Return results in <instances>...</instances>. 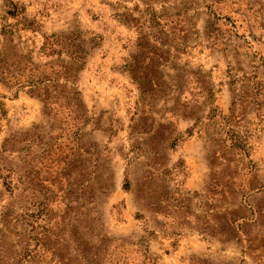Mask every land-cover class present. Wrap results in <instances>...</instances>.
Returning <instances> with one entry per match:
<instances>
[{
	"label": "rangeland",
	"instance_id": "374dc122",
	"mask_svg": "<svg viewBox=\"0 0 264 264\" xmlns=\"http://www.w3.org/2000/svg\"><path fill=\"white\" fill-rule=\"evenodd\" d=\"M76 29L78 127L26 80ZM7 213L9 241L44 216L92 264H264V0H0V235Z\"/></svg>",
	"mask_w": 264,
	"mask_h": 264
},
{
	"label": "trees",
	"instance_id": "16d2710c",
	"mask_svg": "<svg viewBox=\"0 0 264 264\" xmlns=\"http://www.w3.org/2000/svg\"><path fill=\"white\" fill-rule=\"evenodd\" d=\"M88 42L92 43L93 39L85 36L80 29L46 36L42 47L43 52L46 55H58L60 59L44 63L30 61L28 71L30 73H28L26 79L29 83L28 86L31 88L30 93L36 95L42 101L46 112L56 111L60 108L69 110L70 101L72 100L80 111L77 115L80 120L75 123L76 127L85 122L81 92L75 88V84L89 54ZM64 55L69 60H66ZM129 70L132 77L139 83L147 99L160 90L159 79L154 71L148 69L137 70L135 67H130ZM233 146L236 147L235 143ZM236 154L242 160L247 152L239 150L236 151ZM241 162L242 169H245L243 160ZM99 166L97 163L95 168L97 169ZM232 185H234V181L223 184V196L234 194ZM9 217L16 220L11 213L6 214V223L0 235V264H92L98 262L94 260L95 255L93 257L88 249L77 244L73 250L74 252L78 251V255L74 258L75 253L72 254L69 247L64 243L65 239L59 232L54 230L57 229L58 223L50 225L44 216L41 220H45V222L36 225L28 221L27 224H30L31 229H25L20 233L16 232L15 234L19 236L18 240L9 241L8 238L11 232V227L7 225L10 221L8 220ZM224 218L225 225L233 226L236 221V219ZM52 239H55L56 242L50 243ZM31 242H34V244L32 245ZM63 250L69 254L66 260ZM74 260H77V262L74 263ZM114 260V262L111 261L112 264H127L120 257H116Z\"/></svg>",
	"mask_w": 264,
	"mask_h": 264
}]
</instances>
